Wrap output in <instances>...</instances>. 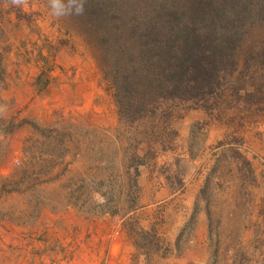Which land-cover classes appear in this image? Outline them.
Instances as JSON below:
<instances>
[{"label": "rangeland", "instance_id": "rangeland-1", "mask_svg": "<svg viewBox=\"0 0 264 264\" xmlns=\"http://www.w3.org/2000/svg\"><path fill=\"white\" fill-rule=\"evenodd\" d=\"M76 31L0 0V264H264V103L236 98L264 25L217 93L132 124Z\"/></svg>", "mask_w": 264, "mask_h": 264}, {"label": "trees", "instance_id": "trees-1", "mask_svg": "<svg viewBox=\"0 0 264 264\" xmlns=\"http://www.w3.org/2000/svg\"><path fill=\"white\" fill-rule=\"evenodd\" d=\"M84 9L67 17L97 52L119 124L143 118L160 99L217 93L237 71L248 31L264 25V0H87ZM252 67L264 69V46L246 52L243 70ZM251 89L236 98L264 103V74Z\"/></svg>", "mask_w": 264, "mask_h": 264}, {"label": "clouds", "instance_id": "clouds-1", "mask_svg": "<svg viewBox=\"0 0 264 264\" xmlns=\"http://www.w3.org/2000/svg\"><path fill=\"white\" fill-rule=\"evenodd\" d=\"M87 0H49L50 14L56 18L81 15Z\"/></svg>", "mask_w": 264, "mask_h": 264}, {"label": "crops", "instance_id": "crops-1", "mask_svg": "<svg viewBox=\"0 0 264 264\" xmlns=\"http://www.w3.org/2000/svg\"><path fill=\"white\" fill-rule=\"evenodd\" d=\"M115 244V243H114ZM116 245V244H115ZM119 246H121L120 244H118ZM120 252V251H119ZM131 257H132V253H131Z\"/></svg>", "mask_w": 264, "mask_h": 264}]
</instances>
